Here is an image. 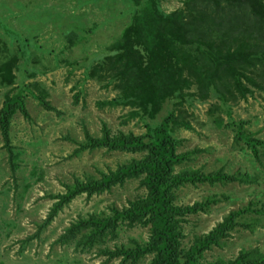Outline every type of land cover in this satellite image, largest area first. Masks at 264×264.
<instances>
[{"label": "rangeland", "instance_id": "obj_1", "mask_svg": "<svg viewBox=\"0 0 264 264\" xmlns=\"http://www.w3.org/2000/svg\"><path fill=\"white\" fill-rule=\"evenodd\" d=\"M149 1L141 0L134 6L132 0H0V110L6 105L8 93L22 97L27 111L26 116L18 108L11 116L14 167L0 128V264H104L106 256L97 254L98 246L82 251L78 237L69 242L61 241L60 237L79 216L106 210L113 202L126 203L139 192L137 181L91 197L79 195L45 227L42 222L53 203L48 193L63 190L62 181H72L75 175H100V171L116 169L119 163L141 155L108 152L105 148L75 151L85 141L86 129L93 137L102 136L106 130L111 136L122 132L142 136L147 131L144 118L132 114L131 107L111 106L107 102L116 94L113 84L105 85L109 77L87 79L84 67L91 61L102 60L101 56L131 16L141 12ZM185 1L159 0V5L171 12L183 7ZM2 22L15 34L5 30ZM96 25L100 28L95 30ZM25 38L31 39L29 45ZM26 47L30 56L24 54ZM33 82L36 85L31 86L32 91L25 87ZM32 92L53 107L46 108ZM190 99L183 101L182 112H178L188 126L174 129V136L181 140L178 152L197 149L194 155L198 157L197 166L248 171L257 181L181 188L178 202L182 204L206 195L219 199L209 212L188 216L189 221L184 223L188 244L194 233L207 232L233 208L253 201L252 207L264 210V147L259 152L261 161L257 160L245 143L234 141V131L225 125L229 121L226 114L222 115L223 125L214 121L209 112L210 105L217 102L214 98ZM228 105L222 107L223 113L230 109L236 124L246 120V127L255 132V137L264 140L261 92ZM223 193L230 198H224ZM258 217L255 231L233 232L228 245L206 252V258L234 257L243 245H258L264 250V212ZM245 218L252 221L253 216L247 214ZM117 232L115 238L101 246L113 247L130 243L131 237L143 240L148 237L147 228L129 227L126 223L119 225ZM32 234L35 235L29 239Z\"/></svg>", "mask_w": 264, "mask_h": 264}, {"label": "trees", "instance_id": "obj_2", "mask_svg": "<svg viewBox=\"0 0 264 264\" xmlns=\"http://www.w3.org/2000/svg\"><path fill=\"white\" fill-rule=\"evenodd\" d=\"M132 1L135 6L141 0ZM1 24L9 33L14 32ZM24 40L31 43L30 38ZM23 51L30 56L27 47ZM101 58L86 64L84 77L101 80L108 76L105 85L113 84L116 94L107 102L131 107L132 114L144 118L147 131L142 136L133 132L111 136L106 130L102 136L93 137L86 129L85 141L75 153L105 148L108 152L141 155L119 163L116 169L100 171V175H75L72 181H62L63 190L48 193L53 203L43 227L75 197L111 192L114 186L135 180L139 192L126 203L113 202L106 210L79 216L60 240L69 242L78 237L82 251L98 246L97 254L106 256L104 264H264V250L258 245H243L234 257L206 258V252L228 245L233 232L255 231L264 210L252 207L253 201L229 210L207 232L194 233L190 243L186 242L184 223L188 216L209 212L219 199L206 195L182 204L178 202L181 188L223 187L235 181L252 184L257 178L248 171L197 166L194 155L199 150L178 152L181 140L174 136L177 126H188L178 114L183 101L214 98L217 102L209 107L214 121L223 125L222 115L226 114L229 121L225 125L234 131V141L245 143L261 161L264 140L246 127V120L236 124L231 110L223 113L222 107L247 100L256 91L264 95V0H186L183 7L171 12L162 10L159 0H150L141 12L131 16ZM32 85L36 83L25 87L32 91ZM41 103L48 109L53 107L48 100ZM5 104L0 110V128L13 166L16 153L10 143L11 116L18 108L26 116L27 111L18 94L7 93ZM222 196L230 198L226 193ZM247 214L253 216L252 221L245 218ZM122 223L147 228L148 237H131L130 243L102 247L117 236Z\"/></svg>", "mask_w": 264, "mask_h": 264}]
</instances>
